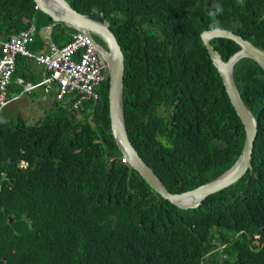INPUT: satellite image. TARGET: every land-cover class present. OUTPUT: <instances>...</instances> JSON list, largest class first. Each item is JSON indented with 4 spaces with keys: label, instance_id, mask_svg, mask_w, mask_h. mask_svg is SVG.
<instances>
[{
    "label": "trees",
    "instance_id": "1",
    "mask_svg": "<svg viewBox=\"0 0 264 264\" xmlns=\"http://www.w3.org/2000/svg\"><path fill=\"white\" fill-rule=\"evenodd\" d=\"M67 1L109 22L124 56L128 138L164 186L182 192L229 167L244 128L200 33L239 13L248 19L237 22L252 32L235 31L264 48L262 8L253 13L252 0H218L220 13L237 12L221 15L200 0ZM35 5L0 0V37L33 22L28 48L44 49L41 27L52 20ZM73 31L54 24L51 37L61 44ZM152 42L164 51L155 62L143 54ZM211 42L223 60L239 49L231 39ZM24 63L17 58L15 75L37 80ZM233 78L258 120L253 173L196 208L164 199L122 161L110 133L108 82L101 100L78 113L53 100L35 123L6 122L0 113V264H264V70L241 58Z\"/></svg>",
    "mask_w": 264,
    "mask_h": 264
},
{
    "label": "water",
    "instance_id": "2",
    "mask_svg": "<svg viewBox=\"0 0 264 264\" xmlns=\"http://www.w3.org/2000/svg\"><path fill=\"white\" fill-rule=\"evenodd\" d=\"M34 1L41 11L50 16L53 22L62 23L68 28L82 32L92 40L98 54L106 65L110 133L124 158L123 161L136 170L145 182L161 197L182 209L196 208L207 196L229 186L247 171L250 175L253 173L251 155L257 136L258 120L240 96L233 78V66L241 58H250L264 70V49L229 29L214 27L203 30L200 33L209 57L221 76V81L230 103L243 124L244 141L237 158L218 176L191 189L172 193L138 154L128 138L123 107L124 56L114 33L109 28V22L107 20L93 19L89 15L77 11L67 0ZM211 1L206 0V3L209 4ZM215 3L216 0H213L212 4ZM93 36L101 39L103 45L98 43ZM214 38L231 39L239 45V49L226 60H223L220 53L211 44ZM65 107L69 108V106ZM217 146L221 147V144L217 143Z\"/></svg>",
    "mask_w": 264,
    "mask_h": 264
},
{
    "label": "built area",
    "instance_id": "3",
    "mask_svg": "<svg viewBox=\"0 0 264 264\" xmlns=\"http://www.w3.org/2000/svg\"><path fill=\"white\" fill-rule=\"evenodd\" d=\"M34 34L35 27L30 24L7 38L0 37V109L11 100L8 85L15 75L17 56L33 60L43 67L41 80L24 84L23 92L30 93L40 86L43 93L53 94L62 107L69 106L76 113L84 109L85 102H91L93 106L98 103L108 79L105 62L92 40L85 34L72 32L66 42L57 45L45 29V48L34 52L28 48ZM14 78L23 83L21 78Z\"/></svg>",
    "mask_w": 264,
    "mask_h": 264
},
{
    "label": "rangeland",
    "instance_id": "4",
    "mask_svg": "<svg viewBox=\"0 0 264 264\" xmlns=\"http://www.w3.org/2000/svg\"><path fill=\"white\" fill-rule=\"evenodd\" d=\"M214 7V6H213ZM215 8V7H214ZM98 43L101 42V39L95 37ZM100 40V42L98 41ZM103 43V42H102ZM25 71H29L31 74L35 75L36 79L39 78L38 72L33 68L32 64L24 63ZM17 78H12L10 83V89L16 90L13 92V96L21 93L20 86L23 87L24 84H20L16 80ZM40 89L37 88L32 91V94L24 92V95L18 100L9 101L3 108L0 110L1 115L4 118V121L10 123H16L19 120H23L26 123H35L36 120H39L43 117L45 112H47L52 106L51 96L48 95L46 100L41 99ZM114 140V139H113ZM210 255V252L206 254Z\"/></svg>",
    "mask_w": 264,
    "mask_h": 264
},
{
    "label": "flooded vegetation",
    "instance_id": "5",
    "mask_svg": "<svg viewBox=\"0 0 264 264\" xmlns=\"http://www.w3.org/2000/svg\"><path fill=\"white\" fill-rule=\"evenodd\" d=\"M203 2H205L206 5H210V6H214L216 8H219V5L217 6L218 4V0H216V3L215 4H212L213 0L211 1V3L207 4L206 3V0H201ZM239 2L243 1V0H237ZM257 0H252V4L254 5V7L257 9V11L255 10L253 13H259V11L261 10L262 8V13L259 14L258 16V19H257V22L260 24V22L264 19V0H262V6H260V3L257 5L256 4ZM253 10V9H252ZM237 13L234 9H232L231 11L229 12H218L217 14H221V15H230V14H235ZM225 21L227 23H230L229 25L227 26H223V27H219V28H225V29H229V30H232L233 32H235L236 34L240 35L242 38L246 39V40H249L250 42H252L250 39L244 37L242 34L246 35V36H249L247 34H250L252 31L249 30L246 26L242 25L241 23H238L237 21H240V22H244L248 19L247 16H244L243 14H240L238 13V15H231L230 18L228 19L227 17L224 18ZM252 23V20H249V24ZM137 29V28H136ZM235 30L237 31H240L242 34L236 32ZM156 32V31H155ZM254 35V34H253ZM155 36H157L155 34ZM95 38V36H93ZM217 39V38H215ZM213 39V40H215ZM212 40V41H213ZM100 42V40H98ZM168 43V42H167ZM253 43V42H252ZM101 45H103L102 41L100 42ZM212 44V42H211ZM254 44V43H253ZM214 45V44H212ZM217 46H221V42H218L216 47ZM214 47V46H213ZM226 46H224L225 48ZM144 48V47H143ZM215 48V47H214ZM216 49V48H215ZM158 49L156 48V43L155 42H152L151 45L149 46V48L143 50V54L144 56L146 54L149 55V57L151 58V61L152 62H155L154 60V57L158 58L162 55V53H164V51H157ZM218 51V50H217ZM167 56L170 57L171 56V48L169 47L168 51H167ZM161 109H167V107L165 106H162ZM218 141V140H217ZM220 142V141H218ZM217 142L214 143V146H216ZM221 144V147H224V144L220 143Z\"/></svg>",
    "mask_w": 264,
    "mask_h": 264
},
{
    "label": "clouds",
    "instance_id": "6",
    "mask_svg": "<svg viewBox=\"0 0 264 264\" xmlns=\"http://www.w3.org/2000/svg\"><path fill=\"white\" fill-rule=\"evenodd\" d=\"M200 1H201V0H200ZM68 3H69V2H68ZM35 7L38 8V5L36 4ZM38 9H39V8H38ZM216 11L219 12V11H221V9L217 8ZM30 24H33V25H34L33 22H31ZM30 24H29V25H30ZM54 24H58V23L52 21V24H50V25H45V26H42V27H41V35H42V38H43V33H44V30H45V29H47V30L49 31V33H50V37H51V28H52V26H53ZM29 25H28V26H29ZM28 26H27V27H28ZM27 27H26V28H27ZM34 27H35V25H34ZM218 28H219V27H218ZM24 29H25V28H24ZM73 30H74V29H73ZM73 32H79V31L75 30V31H73ZM35 33H36V27H35ZM71 33H72V32H71ZM71 33H70V34H71ZM80 33H82V32H80ZM82 34H84V33H82ZM34 35H35V34H34ZM85 35H86V34H85ZM87 36H88V35H87ZM69 38H70V37H69ZM200 38H201V37H200ZM51 39H52V37H51ZM214 39H215V38H214ZM225 39H228V38H225ZM52 41H53V39H52ZM32 42H33V41H32ZM53 42H54V41H53ZM65 42H66V41H65ZM234 42H235V41H234ZM54 43H56V42H54ZM63 43H64V42H63ZM63 43H61V44H57V43H56V44H57V45H62ZM235 43H236V42H235ZM251 43H252V42H251ZM203 44H204V43H203ZM254 45H255V44H254ZM212 46H213V45H212ZM238 46H239V45H238ZM260 48H262V47H260ZM214 49H215V48H214ZM262 49H264V48H262ZM31 51H32V50H31ZM236 51H237V50H236ZM34 52H37V51H34ZM218 52H219V51H218ZM232 54H233V53H232ZM232 54H231V55H232ZM220 55H221V54H220ZM18 57H20V58H22V59L25 60V58H24L23 56H17V58H18ZM17 58H16V65H17ZM36 63H37V62H36ZM37 64H38V63H37ZM15 68H16V67H15ZM14 77H18V76L14 75ZM19 78H20V77H19ZM21 79H22V81H23L22 84L31 83V82H27V81H25L23 78H21ZM107 82H108V80H107ZM31 84H34V83H31ZM9 87H10V84L8 85V95H9V90H11ZM38 87L40 88V86H38ZM20 89L22 90L21 93H24V92H23V87H22V86H20ZM33 89H35V88H33ZM33 89H32V90H33ZM32 90H31V92L28 93V94H31V93H32ZM41 90H42V89H41ZM42 92H43V90H42ZM21 93H20V94H21ZM26 93H27V92H26ZM44 94H45V93H44ZM49 94H51V93H49ZM45 95L48 96V94H45ZM15 96H17V95H15ZM9 98H10V97H9ZM51 100L56 101V100L53 98V94H52V99H51ZM56 103H58V104L60 105V103H59L58 101H56ZM60 106H61V105H60ZM0 110H1V109H0ZM215 139H216V138H215ZM255 139H256V138H255ZM216 142H217V143H222V142H218L217 140H216ZM254 142H255V141H254ZM242 145H243V144H242ZM217 147H218V146H217ZM253 147H254V146H253ZM240 151H241V150H240ZM252 151H253V150H252ZM239 153H240V152H239ZM238 155H239V154H238ZM238 155H237V156H238ZM251 156H252V155H251ZM236 158H237V157H236ZM236 158H235V159H236ZM123 159H124V158H122V161H123ZM124 162H125V161H124ZM233 162H234V161H233ZM233 162H232V163H233ZM232 163H231V164H232ZM251 165H252V164H251ZM227 168H228V167H227ZM247 172H248V171H247ZM248 173H249V172H248ZM241 177H242V176H241ZM241 177H240V178H241ZM237 180H238V179H237ZM246 182H248V179H246ZM233 183H234V182H233Z\"/></svg>",
    "mask_w": 264,
    "mask_h": 264
},
{
    "label": "crops",
    "instance_id": "7",
    "mask_svg": "<svg viewBox=\"0 0 264 264\" xmlns=\"http://www.w3.org/2000/svg\"><path fill=\"white\" fill-rule=\"evenodd\" d=\"M25 63L32 64L33 68L37 70L38 75H39V78L37 80H35V79L31 78V77H28V78H25V79L23 78V79L25 81L31 82V83H37V82H39L41 80V77H42V74H43V67L41 65L37 64L36 62H34L33 60H27V59H25ZM25 72L27 73L26 75H29L30 74L28 71H25ZM37 88H39V87H35V89H37ZM35 89H33L32 91H34ZM39 89H40V92H41V94H40L41 95V99L42 100H46L47 99V95H45L42 92L41 88H39ZM13 92H16V90L15 89L14 90H9V97L11 99L10 101H12L14 99L15 100H18V99H20L24 95V93H21V94L19 93V94H16L17 96H13ZM48 95H50L51 96V99H52V94H48Z\"/></svg>",
    "mask_w": 264,
    "mask_h": 264
}]
</instances>
